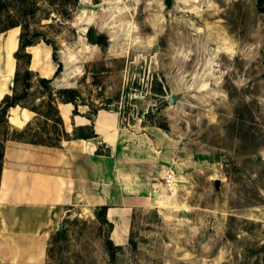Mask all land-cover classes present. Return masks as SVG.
Listing matches in <instances>:
<instances>
[{
    "label": "rangeland",
    "instance_id": "1",
    "mask_svg": "<svg viewBox=\"0 0 264 264\" xmlns=\"http://www.w3.org/2000/svg\"><path fill=\"white\" fill-rule=\"evenodd\" d=\"M168 1L79 0L69 15L67 0L35 2L28 33L47 58L33 72L54 77V49L63 68L52 86L77 88L83 114L116 111L131 131L159 130L173 172L135 210L123 245L109 243L99 210L66 211L46 264H264V0ZM5 36L0 91L11 93L25 59L5 77ZM39 91L34 77L28 102ZM17 115L15 127L31 121L25 137L50 135L45 117Z\"/></svg>",
    "mask_w": 264,
    "mask_h": 264
},
{
    "label": "crops",
    "instance_id": "2",
    "mask_svg": "<svg viewBox=\"0 0 264 264\" xmlns=\"http://www.w3.org/2000/svg\"><path fill=\"white\" fill-rule=\"evenodd\" d=\"M1 91L0 100L7 93ZM73 108L71 103H58L66 132L90 126L96 137L63 140L60 147L13 140L5 144L0 172V264H46L49 238L69 209L94 212L106 206L105 219L112 225L109 238L123 245L133 213L148 206L163 184L160 179L168 171L161 149L164 134L131 131L120 125L116 111L99 109L89 118L79 107V114H73ZM18 110L29 111L10 108L8 119L17 125L21 123Z\"/></svg>",
    "mask_w": 264,
    "mask_h": 264
},
{
    "label": "trees",
    "instance_id": "3",
    "mask_svg": "<svg viewBox=\"0 0 264 264\" xmlns=\"http://www.w3.org/2000/svg\"><path fill=\"white\" fill-rule=\"evenodd\" d=\"M36 0H0V34L6 32L9 29L20 27L19 38V49L15 53V58L19 61L21 56L25 59V67L21 72L16 69L13 76V84L11 88V93L5 94L0 100V172L3 165V156L5 151V144L8 140L30 143L35 145H44L49 147H60L62 140H71L78 138H93L97 135L90 126L79 127L75 130H86V134H73L69 135L63 124V120L60 116L58 103H71L73 105V114H79L78 107L84 105L82 103V98L80 91L77 88H58L55 89L52 86V81L61 73L63 64L53 49L52 60L56 64V69L54 72V77L52 79L40 76L33 72L30 67L31 64V53L27 51V48L35 45L34 37L37 35L36 32L29 34L28 28L30 26L29 18L34 16L36 9ZM79 0H67L64 6V13L70 14L78 4ZM167 3L169 1L167 0ZM262 3V0H259ZM264 11V3L262 6ZM46 43H48L45 40ZM106 38L104 36H99L97 43L101 45H106ZM50 44V43H48ZM18 47V46H17ZM17 50V49H16ZM13 53V56H14ZM24 82H21V77ZM35 77L36 86L40 89L42 100L38 103L28 102L27 96L28 91L31 88V81ZM19 106L20 108H25L31 112H34V117L32 120L37 119V117L43 116L47 120L51 121L50 124V135L42 139L41 136L35 137H25L27 132L31 129V121H28L25 126L18 128L10 124L8 116L10 108ZM99 109H95L90 115H93ZM89 115V118H90ZM73 130V131H75ZM100 150H97L99 153ZM106 206L100 207V214L103 216L104 221L112 227L105 219ZM108 241L110 244L115 245L108 236Z\"/></svg>",
    "mask_w": 264,
    "mask_h": 264
},
{
    "label": "bare ground",
    "instance_id": "4",
    "mask_svg": "<svg viewBox=\"0 0 264 264\" xmlns=\"http://www.w3.org/2000/svg\"><path fill=\"white\" fill-rule=\"evenodd\" d=\"M6 38L5 40L3 39V43H4V49H3V67L5 68V77L8 78V76L11 77L12 75V71H13V60L15 59L13 56V51L15 50V46H16V38H17V33H18V27L9 29L7 32ZM3 34V33H1ZM29 50V52H31V54L33 55V61L31 64V67L36 66V64H38L42 59H46V56H42L43 53H41L38 50L37 46H31L29 48H27ZM14 58V59H13ZM6 78H4V80H6ZM3 80V77H2ZM12 82V81H11ZM10 92V90H9ZM8 92V93H9ZM6 93V94H8ZM76 144V143H73ZM157 195L159 196V191L157 190ZM186 211V210H183Z\"/></svg>",
    "mask_w": 264,
    "mask_h": 264
},
{
    "label": "water",
    "instance_id": "5",
    "mask_svg": "<svg viewBox=\"0 0 264 264\" xmlns=\"http://www.w3.org/2000/svg\"><path fill=\"white\" fill-rule=\"evenodd\" d=\"M90 38H91V40H93L94 39V32H91V35H90ZM15 58V57H14ZM11 85H12V82H11ZM168 101L170 102V103H173L174 101H175V97L173 96V95H170L169 96V98H168ZM215 185L218 187L219 186V179H215ZM157 190H155L154 192H153V195L154 196H156L157 195ZM69 210L66 212V215H69ZM185 211H183V215H185Z\"/></svg>",
    "mask_w": 264,
    "mask_h": 264
},
{
    "label": "built area",
    "instance_id": "6",
    "mask_svg": "<svg viewBox=\"0 0 264 264\" xmlns=\"http://www.w3.org/2000/svg\"><path fill=\"white\" fill-rule=\"evenodd\" d=\"M172 179H173V172L171 170H168L166 175H165V184L167 186H170L171 185V182H172Z\"/></svg>",
    "mask_w": 264,
    "mask_h": 264
}]
</instances>
